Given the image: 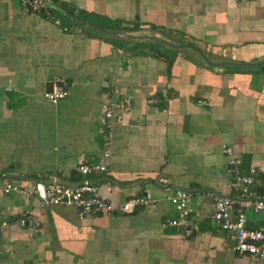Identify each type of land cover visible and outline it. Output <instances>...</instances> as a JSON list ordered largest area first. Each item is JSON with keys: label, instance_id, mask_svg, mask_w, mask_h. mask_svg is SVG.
Listing matches in <instances>:
<instances>
[{"label": "crops", "instance_id": "0c3cea01", "mask_svg": "<svg viewBox=\"0 0 264 264\" xmlns=\"http://www.w3.org/2000/svg\"><path fill=\"white\" fill-rule=\"evenodd\" d=\"M57 1L68 10L41 16L0 0V187L31 190L0 188V264H264L233 251L207 196L235 195L233 159L241 173L254 171L264 196V63L213 66L187 47L216 64L263 61L264 0ZM114 20L158 46L75 25L117 32L106 28ZM56 78L69 95L52 104L42 94ZM114 90L131 96L132 109L108 133L101 104ZM104 161V173L76 170ZM38 178L94 183L116 207L134 196L150 204L110 215L42 207L32 193ZM177 190L191 193L190 237L169 224ZM22 213L37 226L20 227Z\"/></svg>", "mask_w": 264, "mask_h": 264}, {"label": "built area", "instance_id": "2783aa9c", "mask_svg": "<svg viewBox=\"0 0 264 264\" xmlns=\"http://www.w3.org/2000/svg\"><path fill=\"white\" fill-rule=\"evenodd\" d=\"M252 1V0H245ZM22 9L27 13H37L44 11V16L50 15V8L44 4L43 0H20ZM58 23L57 21H55ZM69 95L65 81L60 78L53 79L50 87L43 91V98L52 104L64 100ZM152 102V100H150ZM132 109V98L127 93L114 90L112 96L101 104L102 119L106 123L105 127L109 133L113 125L121 123L123 116ZM223 153L232 155L229 147H223ZM104 158H108V153H104ZM234 181L230 187L235 195L228 196L215 192H208L207 196L211 201L212 213L210 219L214 225L222 232L230 235L233 243V251L239 255L254 257L257 261L264 260V196L256 194L254 187L256 179L254 171L247 174L241 173L238 159L232 160ZM76 170L83 176L104 173L107 171V162L99 164H81ZM161 185L167 184L166 179H159ZM3 192H15L28 195L31 190L23 188L13 183H6L0 187ZM98 188L94 183L82 182L76 186H66L52 181H43L38 178L33 183L32 193L40 202L42 207L62 206L74 207L81 213L106 214L110 215L117 210L121 213H132L138 207L150 204V200L134 196L119 206H113L103 201L98 196ZM191 193L184 190H177L169 202L174 208L177 216L170 221L172 227L179 228L184 237L192 234L190 221L188 219L190 209L189 201ZM259 216V223L250 226L247 213ZM20 227L35 228L37 223L28 213H22L17 218ZM5 225V224H3Z\"/></svg>", "mask_w": 264, "mask_h": 264}, {"label": "water", "instance_id": "95a60500", "mask_svg": "<svg viewBox=\"0 0 264 264\" xmlns=\"http://www.w3.org/2000/svg\"><path fill=\"white\" fill-rule=\"evenodd\" d=\"M44 1V4L47 6V7H52L54 6L49 0H43ZM67 18L69 19V15L67 14ZM76 26L78 27H83V26H88V27H91L97 31H100V32H104V33H108V34H112V35H115V36H118V35H122L126 38H129L131 40H139V39H143V40H147V41H153V42H156V43H159V41L154 38V37H150V36H141V37H135V36H131V35H128V34H125V33H122V32H109L107 30H104V29H101V28H97V27H93L92 25H89V24H75ZM187 46V45H186ZM174 48H177V46H173ZM189 48H192L193 50H195L197 53H199L203 60L210 64V65H213V66H232V67H238V68H245V67H258L260 65H262L264 63V60L261 61V62H258V63H234V62H222V63H211L209 62L205 56L203 55V53L201 51H199L198 49L192 47V46H187ZM14 175H8L6 177H13ZM52 181V180H51ZM56 183H59V184H63V185H66V186H76L78 185L79 183H70L68 181H65V180H61V179H55L54 180Z\"/></svg>", "mask_w": 264, "mask_h": 264}, {"label": "trees", "instance_id": "16d2710c", "mask_svg": "<svg viewBox=\"0 0 264 264\" xmlns=\"http://www.w3.org/2000/svg\"><path fill=\"white\" fill-rule=\"evenodd\" d=\"M49 1L54 6H56L57 9L60 8L62 10H68L65 7V5L59 4L57 0H49ZM37 14H39L41 16H44V11L43 10H40V11L37 12ZM55 16H58V15H55ZM82 20H84V19H82ZM89 20H90L91 24H96V22H97V21L95 22V19H93V16L92 15L90 16V19ZM86 22H88V21H86ZM122 23H123L122 20L109 21L108 22V25L106 26V28L114 29V30H117V31H122L124 33L129 32V30L127 28H122L121 27ZM136 26H138V25H134V27H136ZM137 28L138 27H136V29ZM111 43H112V45H114L118 49H123L126 46V42L124 40H122V41H119L117 39L116 40H111ZM140 44L141 45L143 44V47L148 46L147 49H154L156 46H158V44L157 43H154V42H141Z\"/></svg>", "mask_w": 264, "mask_h": 264}]
</instances>
